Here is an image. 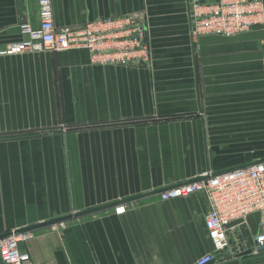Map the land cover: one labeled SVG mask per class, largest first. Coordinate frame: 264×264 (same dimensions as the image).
I'll return each mask as SVG.
<instances>
[{"label": "crops", "instance_id": "obj_1", "mask_svg": "<svg viewBox=\"0 0 264 264\" xmlns=\"http://www.w3.org/2000/svg\"><path fill=\"white\" fill-rule=\"evenodd\" d=\"M191 1L52 0L59 30L142 16L149 65L0 56V236L66 217L30 230L33 264H195L212 250L205 195L159 192L264 160V27L192 37ZM25 21L38 26L37 0H0V49ZM262 219L235 230L242 250ZM227 257L214 264H264V251Z\"/></svg>", "mask_w": 264, "mask_h": 264}, {"label": "built area", "instance_id": "obj_2", "mask_svg": "<svg viewBox=\"0 0 264 264\" xmlns=\"http://www.w3.org/2000/svg\"><path fill=\"white\" fill-rule=\"evenodd\" d=\"M39 24L18 25L23 39L0 49V56L26 52H64L86 50L90 64L129 66L150 64L151 49L145 20L140 15L98 19L77 29H56L52 0H37ZM192 37L218 35L230 37L264 27V0H215L212 3L191 1L188 10ZM203 193L208 204L204 227L212 250L195 264H209L230 248V233L243 228L253 214L264 215V160L246 167L214 173L202 172L195 180L177 184L159 192L162 201ZM119 203L114 214L125 212ZM31 231H11L0 236L1 264H33L27 244ZM249 250L257 254L264 248V219Z\"/></svg>", "mask_w": 264, "mask_h": 264}, {"label": "rangeland", "instance_id": "obj_3", "mask_svg": "<svg viewBox=\"0 0 264 264\" xmlns=\"http://www.w3.org/2000/svg\"><path fill=\"white\" fill-rule=\"evenodd\" d=\"M229 236L231 237V240H230L231 245H235V248L232 249L230 246V248L222 256L231 255L233 257V256H236V255L242 253V252H246V251L241 249L242 248L241 246L243 245L242 242H244L246 240V237L244 238V233L243 234H240V232H236L235 234L230 233Z\"/></svg>", "mask_w": 264, "mask_h": 264}, {"label": "water", "instance_id": "obj_4", "mask_svg": "<svg viewBox=\"0 0 264 264\" xmlns=\"http://www.w3.org/2000/svg\"><path fill=\"white\" fill-rule=\"evenodd\" d=\"M83 213H84V212H82V214H83ZM80 215H81V214H80ZM65 219H66V217H61V218L52 219V220H49V221H47V222H43V223H41V224H37V225H33V226H28V227L23 228V229H21V230H19V231H30V230L36 229V228H38V227H41V226H46V225H50V224H53V223L61 222V221L65 220ZM261 251H264V248H259V249H258V252H261ZM249 254H251V251L248 250V251H246V252H242V253L236 255V257H242V256L249 255ZM230 258H232V256H228L226 259H230ZM214 262H215V261H212V262H210L209 264H214Z\"/></svg>", "mask_w": 264, "mask_h": 264}]
</instances>
